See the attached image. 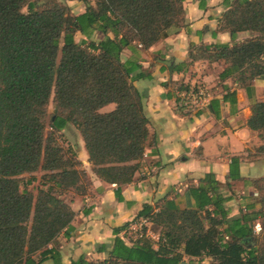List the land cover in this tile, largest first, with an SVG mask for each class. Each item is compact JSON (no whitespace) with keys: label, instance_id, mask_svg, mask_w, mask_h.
<instances>
[{"label":"trees","instance_id":"16d2710c","mask_svg":"<svg viewBox=\"0 0 264 264\" xmlns=\"http://www.w3.org/2000/svg\"><path fill=\"white\" fill-rule=\"evenodd\" d=\"M83 1L84 10L73 14L60 0H0V264L41 263L74 217L57 190L89 192L91 181L85 184L88 176L75 152L58 140L70 124L98 178L121 186L140 167L148 118L144 95L132 84L135 67L122 61L121 52L146 49L165 30L177 29L184 0ZM229 1L220 29L232 40L239 31L256 34L232 44L194 45L190 61L178 69L221 59L227 64L223 77L249 85L264 76V0ZM111 103V110H100ZM250 109L247 125L263 141L257 153H264V101H252ZM36 171L44 172V188L34 194L28 186ZM251 183L258 208L238 217L228 215V197L211 173L190 189L194 207L143 205L138 216L160 228L157 248L148 238L129 247L116 239L112 256L122 264H179L183 257L195 259L188 264H264V177ZM256 219L260 227L254 233Z\"/></svg>","mask_w":264,"mask_h":264},{"label":"crops","instance_id":"0c3cea01","mask_svg":"<svg viewBox=\"0 0 264 264\" xmlns=\"http://www.w3.org/2000/svg\"><path fill=\"white\" fill-rule=\"evenodd\" d=\"M61 1L73 14L81 13L86 5L83 0ZM89 2L94 4V0ZM229 2L184 0L183 23L177 29L165 30L146 49L122 50V61L135 67L130 74L132 84L144 95L148 118L149 137L140 167L132 181L121 186L93 175L87 194L70 197L68 204L74 211L70 226L48 245L50 252L39 264H71L78 259L85 264H122L112 256L115 240L133 245L122 240V232L131 220L141 217L143 205L156 210L165 204L194 207L190 189L208 173L221 183L219 190L228 197L224 205L230 217L258 208L251 181L264 177V153L256 151L263 141L247 120L251 102L264 101V76L242 85L231 76L223 77L227 64L221 59H199L178 69L190 61L188 53L194 45L232 44L256 34L239 31L232 40L228 30L220 29ZM93 38L101 36L95 33ZM199 85L207 89L205 104H185L180 93ZM104 107L100 110L106 111ZM78 144L83 166L89 167L81 138ZM253 223L257 229L260 220ZM157 246L154 242L153 247ZM189 259L194 258L183 257L186 264Z\"/></svg>","mask_w":264,"mask_h":264},{"label":"rangeland","instance_id":"374dc122","mask_svg":"<svg viewBox=\"0 0 264 264\" xmlns=\"http://www.w3.org/2000/svg\"><path fill=\"white\" fill-rule=\"evenodd\" d=\"M61 1V0H60ZM64 2V1H62ZM75 39L77 41H80L82 39L81 35L79 33H76L75 34ZM113 105H108L106 107H104V110L108 111V109H112ZM48 112L50 113L52 110H53V104H52V101L50 100L49 104H48ZM58 140L59 142H61L65 147H71V149L75 152V155L77 157V159L80 161V165H79V168L80 169H83L86 173H87V180L85 181V184L87 183L88 181V178L89 180L91 181L90 183L92 184V177H94L93 175H95L92 171V166L90 164V166L88 167L86 165V167H84L83 165V162H82V158H83V154H82V151H81V146L78 144L80 142V138H81V135L79 133V131L76 129V127H74L73 125H69L65 130H63L61 133H58ZM82 139V138H81ZM43 171H36L33 173V175L36 177V180L30 184L28 186V188L34 193L36 194L38 188L40 187H43L42 186V175H43ZM24 177H27V175H25ZM97 177V176H96ZM90 183L89 185L87 186V189L91 188L90 186ZM44 188V187H43ZM59 194V196L62 198V199H65V201H67L68 203V200L70 199V197H73L74 195H80L78 190H76L75 188H69V189H66V190H57V192ZM259 196V193L256 191V197ZM150 226V229L159 234L160 232V228H156L155 225H153L152 223L149 224ZM257 229L260 227V223L257 224ZM188 261V260H187Z\"/></svg>","mask_w":264,"mask_h":264},{"label":"built area","instance_id":"2783aa9c","mask_svg":"<svg viewBox=\"0 0 264 264\" xmlns=\"http://www.w3.org/2000/svg\"><path fill=\"white\" fill-rule=\"evenodd\" d=\"M180 96L185 104L199 107L205 104L208 93L204 86L199 85L192 89L181 92ZM149 224L150 221L147 217H136L124 227L122 232V240L128 244H133L135 241L142 238H148L153 242H158L160 236L150 229ZM253 230L254 233L259 231V229L254 228V226ZM225 238H228V236H225Z\"/></svg>","mask_w":264,"mask_h":264},{"label":"water","instance_id":"95a60500","mask_svg":"<svg viewBox=\"0 0 264 264\" xmlns=\"http://www.w3.org/2000/svg\"><path fill=\"white\" fill-rule=\"evenodd\" d=\"M244 240H249L250 244L253 245V239L252 238H247V239H244ZM179 264H186V262L182 260Z\"/></svg>","mask_w":264,"mask_h":264}]
</instances>
